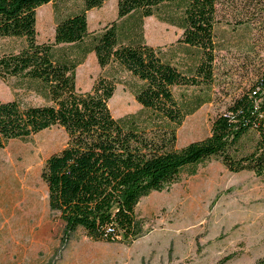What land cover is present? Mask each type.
I'll return each mask as SVG.
<instances>
[{
    "label": "trees",
    "instance_id": "obj_1",
    "mask_svg": "<svg viewBox=\"0 0 264 264\" xmlns=\"http://www.w3.org/2000/svg\"><path fill=\"white\" fill-rule=\"evenodd\" d=\"M52 1L0 0V38L22 41L0 54V78H15L14 88L45 101H0V148L53 126L66 131V146L41 173L65 235L81 229L94 241L134 240L142 232L141 199L212 158L231 172L264 178V73L213 119L208 136L177 146V128L203 102L187 109L173 88L213 82L217 0H117V18L98 32L89 30L87 13L107 0H82L57 20L52 41L39 42L37 9ZM150 16L182 30L177 43L198 51L189 71L145 41ZM90 53L101 68L116 65L134 78L130 90L142 112L114 117L116 81L102 74L90 91L77 88V68ZM255 264H264V255Z\"/></svg>",
    "mask_w": 264,
    "mask_h": 264
},
{
    "label": "rangeland",
    "instance_id": "obj_2",
    "mask_svg": "<svg viewBox=\"0 0 264 264\" xmlns=\"http://www.w3.org/2000/svg\"><path fill=\"white\" fill-rule=\"evenodd\" d=\"M82 0H54L37 9V40L52 41L59 18L78 11ZM91 32L117 18V0L87 13ZM182 30L144 18V39L160 47L184 72L198 51L177 43ZM214 79L211 84L174 87L188 114L177 128V146L210 134L213 119L264 73V0H217ZM22 41L0 38V54L18 50ZM79 67L77 88L100 74L116 81L109 101L114 117L142 112L130 90L136 81L112 65L101 68L94 53ZM15 78H0V101H45L32 91L14 88ZM68 134L60 126L28 140H10L0 148V264H255L264 255V178L231 172L219 159L184 170L164 190L144 197L136 208L142 232L131 241L102 242L83 230L65 235V224L49 206L41 173L47 158L63 149Z\"/></svg>",
    "mask_w": 264,
    "mask_h": 264
},
{
    "label": "crops",
    "instance_id": "obj_3",
    "mask_svg": "<svg viewBox=\"0 0 264 264\" xmlns=\"http://www.w3.org/2000/svg\"><path fill=\"white\" fill-rule=\"evenodd\" d=\"M90 54H92V53H90ZM86 60H87V59H86ZM85 62H86V61H85ZM85 62H84L83 64H85ZM83 64H81V65L78 66V68H77L76 78H77V75H78V69H79V67L82 66ZM94 81H95V80H93L92 82H90V84H88L87 86H84V87L79 88V90H80V91H83V92H85V91H90L91 88H92V86H93Z\"/></svg>",
    "mask_w": 264,
    "mask_h": 264
}]
</instances>
